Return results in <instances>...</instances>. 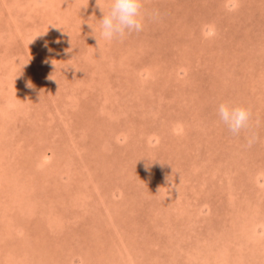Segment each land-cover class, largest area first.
Masks as SVG:
<instances>
[{"label": "rangeland", "instance_id": "1", "mask_svg": "<svg viewBox=\"0 0 264 264\" xmlns=\"http://www.w3.org/2000/svg\"><path fill=\"white\" fill-rule=\"evenodd\" d=\"M110 6L0 0V264H264V0Z\"/></svg>", "mask_w": 264, "mask_h": 264}, {"label": "clouds", "instance_id": "2", "mask_svg": "<svg viewBox=\"0 0 264 264\" xmlns=\"http://www.w3.org/2000/svg\"><path fill=\"white\" fill-rule=\"evenodd\" d=\"M143 0H111L107 14L102 15L99 24L100 36L106 42L123 39L133 32L139 33L144 28L145 14L142 12ZM158 13H153V17ZM217 113L220 121L233 135H238L249 127L251 111L242 106L221 103ZM255 135L248 139V147L255 143Z\"/></svg>", "mask_w": 264, "mask_h": 264}, {"label": "bare ground", "instance_id": "3", "mask_svg": "<svg viewBox=\"0 0 264 264\" xmlns=\"http://www.w3.org/2000/svg\"><path fill=\"white\" fill-rule=\"evenodd\" d=\"M46 160V159H45ZM244 214V213H243Z\"/></svg>", "mask_w": 264, "mask_h": 264}]
</instances>
